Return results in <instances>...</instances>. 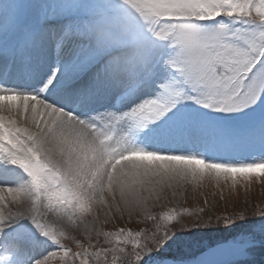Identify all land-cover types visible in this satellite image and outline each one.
<instances>
[{"label": "snow or ice", "instance_id": "snow-or-ice-1", "mask_svg": "<svg viewBox=\"0 0 264 264\" xmlns=\"http://www.w3.org/2000/svg\"><path fill=\"white\" fill-rule=\"evenodd\" d=\"M68 3L81 6V0ZM17 26L16 4L0 0V34ZM53 32L59 64L39 92L0 88V111L15 109L23 117L0 114V157L30 181L27 190L0 187V243H7L13 264L54 258L63 264H206L172 254L180 234L191 232L171 212L153 215L149 200L205 172L234 184L238 176L264 178V0H88L81 19ZM46 44L44 35L27 32L21 55L30 60L31 50ZM57 84L65 104L43 95ZM212 116L250 122L228 127ZM140 133L158 147H135ZM257 150L259 159L250 163L224 159ZM95 205L143 213L155 222L151 234L93 229V237L85 226L83 240L70 237L65 221L75 223ZM258 215L264 221V211ZM245 219L237 214L216 222ZM22 221L55 249L28 255L34 238ZM211 223L197 219L190 227ZM61 239L80 251L71 252ZM217 249L228 253L229 264H255V251H264V223Z\"/></svg>", "mask_w": 264, "mask_h": 264}, {"label": "rangeland", "instance_id": "rangeland-1", "mask_svg": "<svg viewBox=\"0 0 264 264\" xmlns=\"http://www.w3.org/2000/svg\"><path fill=\"white\" fill-rule=\"evenodd\" d=\"M13 3L17 6L18 26L14 31L0 34V88L21 94H36L43 81L59 64L52 43L53 29L59 30L69 21L81 19L86 13L88 0H81V6L78 8H71L68 0H13ZM27 32L44 35L47 44L44 47L33 48L30 52V60L26 61L21 51ZM43 95L58 104L66 103L65 90L59 84ZM0 114L6 119L11 117L23 121L22 116L17 117L15 109L11 114L7 110L0 111ZM211 118L219 120L228 127H243L250 122L245 117L212 116ZM119 131L123 134L126 129L121 126ZM134 146L147 150H155L158 147L149 143L144 138V133L136 137ZM160 147L161 150H167L163 146ZM224 159L250 163L254 159H259V151L255 153L242 151ZM29 185V178L22 169L8 163L7 158L0 157V187H18L27 190ZM11 199L8 197L9 201ZM108 204H112L111 199L108 200ZM149 209L156 216L171 212L176 218L174 222L185 224V231L191 233L180 234L182 242L172 245L171 252L190 261L206 249L224 244L240 233L259 231V226L264 223L258 215L264 211V178H257L254 175L250 178L238 176L234 184L231 178L225 179L221 176L217 179L214 173L205 172L198 180L189 177L174 182L172 187H165L159 198L153 195L149 200ZM254 212L257 215H253ZM205 213L208 214L207 217ZM237 214H244L246 219L237 220L233 225H225L222 220L220 223L216 222L217 217ZM197 219H210L212 223L203 228L190 227V222ZM21 223L25 225L26 232L34 238V243L28 249V255L41 257L55 249L56 246L48 238L40 235L29 221ZM154 223L143 213L133 212L129 215L122 205L119 211L115 205L112 207L95 205L90 213L83 214L75 223L70 224L65 221V231L70 237L75 236L78 240L85 238V226L93 237H95L93 229L116 232L120 228L133 232L140 230L150 235ZM6 231L11 232V229ZM99 239L103 241L104 238L101 236ZM95 242L94 238L93 243ZM61 244L73 253L80 251L71 239H61ZM66 259L71 261V255ZM252 259L255 264H264V251L257 249ZM13 261L14 257L7 243H0V264H13ZM51 264H63V262L59 258H54Z\"/></svg>", "mask_w": 264, "mask_h": 264}, {"label": "water", "instance_id": "water-1", "mask_svg": "<svg viewBox=\"0 0 264 264\" xmlns=\"http://www.w3.org/2000/svg\"><path fill=\"white\" fill-rule=\"evenodd\" d=\"M219 245H215L211 248L206 249L205 251L201 252L196 257H202L206 264H226L229 262V255L226 251L222 249H217Z\"/></svg>", "mask_w": 264, "mask_h": 264}]
</instances>
